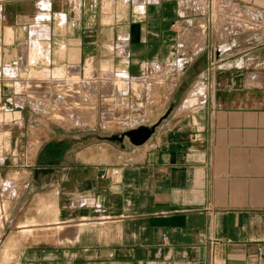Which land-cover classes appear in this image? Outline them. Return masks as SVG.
<instances>
[{
    "label": "crops",
    "instance_id": "crops-1",
    "mask_svg": "<svg viewBox=\"0 0 264 264\" xmlns=\"http://www.w3.org/2000/svg\"><path fill=\"white\" fill-rule=\"evenodd\" d=\"M220 1L222 24L213 0H0V185L21 163L28 207L58 206L56 237L27 241L17 264H264V0ZM85 62L114 90L112 68L162 71L180 102L145 143L89 156L79 133L36 131L12 87L29 63ZM36 168L58 170L49 188Z\"/></svg>",
    "mask_w": 264,
    "mask_h": 264
},
{
    "label": "rangeland",
    "instance_id": "rangeland-1",
    "mask_svg": "<svg viewBox=\"0 0 264 264\" xmlns=\"http://www.w3.org/2000/svg\"><path fill=\"white\" fill-rule=\"evenodd\" d=\"M213 1L214 21L217 20V24H222L224 18L220 15L222 13H218V7L224 9L225 4L220 0ZM235 8L232 11L237 18L241 10ZM199 23L208 29L209 21L207 18L199 20ZM185 28L184 31L192 36L191 30L188 27ZM207 31L203 34L204 36L202 35L206 38L203 47L208 38ZM214 54L216 53L214 52ZM87 62L78 69L67 65L59 66L62 69H59L58 66L32 67L29 63L27 68L21 70V76L16 79L12 87L13 91L18 92V103L25 104L30 115L29 119L31 118L36 124V131L39 130L37 129L39 123H45V128L51 131L52 135L58 137L79 133L83 138H87L86 141L81 142V145L84 148L89 147V156H91L90 154L98 155L101 159H106L111 152H119L123 147V142L117 139H105L102 136L119 133L130 126H138L142 123L152 124L163 115L170 105L175 107L180 102V96L177 94L175 95L176 101L171 98L168 92L171 87L170 80L163 77L162 71L157 72L155 70L144 79L145 77H128V73L124 69L117 71L118 68H112L113 77H116L114 79L119 85L118 90H114L104 84V80H109L104 73L105 69L93 66L92 62L91 67H89ZM107 65L110 66L109 63ZM123 72L127 73L126 78L119 77ZM2 110L6 111L5 109ZM10 116L8 113L6 117L9 118ZM163 122L164 119L160 124ZM18 124L21 125V121ZM27 124H25V129ZM67 143L68 145L71 144L68 141ZM39 144L40 142L37 141L31 147L32 155L37 154ZM61 148H55L50 156H64L66 148ZM28 171L30 169L27 170L26 166L23 167L20 163L17 171L14 170L7 177L1 179L0 186L3 189L4 182L14 177V180L20 184L17 188L20 196L18 197V194L13 196L10 194L8 196L2 195V199L6 202V213H4L6 219L4 226L2 228L0 226V264H17L18 256L25 249L29 240L54 239L56 237L58 229L46 227L47 221L57 223L56 219H52L58 218L56 216L58 212L56 196L54 194L47 201L43 199V202L40 197L35 202L28 203L30 204L28 207L27 201L34 189L31 185L25 190L22 189L25 186L24 183L27 182ZM31 171L36 175L39 173L47 174L41 176L43 179H38L37 188H43L52 173L58 174L56 168H36L31 169ZM5 191L7 192L6 189ZM13 192L15 193L16 190L13 189ZM46 203H50L48 208ZM20 217L21 219H17ZM22 222L35 223V226H31L35 229L31 233L23 235L22 226H18ZM10 237H14L16 241L7 247V241Z\"/></svg>",
    "mask_w": 264,
    "mask_h": 264
},
{
    "label": "water",
    "instance_id": "water-1",
    "mask_svg": "<svg viewBox=\"0 0 264 264\" xmlns=\"http://www.w3.org/2000/svg\"><path fill=\"white\" fill-rule=\"evenodd\" d=\"M174 105H170L163 115L152 124L142 123L138 126L130 127L128 129L122 130L119 133H113L110 135H104L105 139L119 140L124 142L128 140L134 145H140L145 143L156 131L157 127L160 125L161 121L168 117L172 112Z\"/></svg>",
    "mask_w": 264,
    "mask_h": 264
},
{
    "label": "bare ground",
    "instance_id": "bare-ground-1",
    "mask_svg": "<svg viewBox=\"0 0 264 264\" xmlns=\"http://www.w3.org/2000/svg\"><path fill=\"white\" fill-rule=\"evenodd\" d=\"M224 1V0H223ZM219 3H220V1H219ZM227 4V3H226ZM204 36V35H203ZM9 186V185H8ZM4 213H6V202L3 200V199H1L0 200V226H1V228H2V226H4V223H5V219H6V217H5V215H4ZM33 222V221H32ZM32 222H22V223H20L19 224V227H21L22 226V230H21V232L23 233V235H26V234H28V233H31L32 232V230H34L31 226H35L36 224L34 223H32ZM55 222V221H54ZM39 224V223H38ZM58 223H51L50 225V227H52V228H56V227H58V226H55V225H57ZM54 225V226H53ZM50 227H48V228H50ZM43 229V228H42ZM15 239H14V237H10V239H8V241H7V247L10 245L11 246V244L12 243H15ZM5 250H6V248H5Z\"/></svg>",
    "mask_w": 264,
    "mask_h": 264
}]
</instances>
